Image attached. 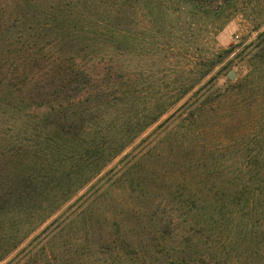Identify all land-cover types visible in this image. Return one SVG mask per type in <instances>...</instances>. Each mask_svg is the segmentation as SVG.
<instances>
[{
  "label": "trees",
  "instance_id": "16d2710c",
  "mask_svg": "<svg viewBox=\"0 0 264 264\" xmlns=\"http://www.w3.org/2000/svg\"><path fill=\"white\" fill-rule=\"evenodd\" d=\"M0 264H264V0H0Z\"/></svg>",
  "mask_w": 264,
  "mask_h": 264
},
{
  "label": "rangeland",
  "instance_id": "374dc122",
  "mask_svg": "<svg viewBox=\"0 0 264 264\" xmlns=\"http://www.w3.org/2000/svg\"><path fill=\"white\" fill-rule=\"evenodd\" d=\"M245 28H247V27H245V23L241 20V18H236V19L232 20L229 24H227V26L223 29V31H221L220 34L217 36V46L219 48H227L232 44H236L238 42H241V38L245 35V33H247ZM256 34L257 33L254 32L251 35V38L255 37ZM244 40H246V43H247V41H249L250 38H248V39L245 38ZM238 51H239V49H237L233 54L228 56L223 61V63L220 65V68H224V69L222 70L223 77H221L220 80L218 81L219 84H222L226 78H230L229 77L230 70H234L237 73V77L241 76L246 71L247 66L245 64H243L239 60V56L236 55V53ZM166 117H167V115L164 116L161 119V121L164 120ZM159 123L153 125L147 131H145L136 140V142L131 147H129L121 156H119L115 161H113L109 165L108 168H110L111 166L116 164L130 149H132L135 145H137L138 143L143 141L145 138H147L151 133H153L154 129L156 128V126Z\"/></svg>",
  "mask_w": 264,
  "mask_h": 264
},
{
  "label": "water",
  "instance_id": "95a60500",
  "mask_svg": "<svg viewBox=\"0 0 264 264\" xmlns=\"http://www.w3.org/2000/svg\"><path fill=\"white\" fill-rule=\"evenodd\" d=\"M229 77L230 79H235L237 77V73L234 70H230Z\"/></svg>",
  "mask_w": 264,
  "mask_h": 264
}]
</instances>
